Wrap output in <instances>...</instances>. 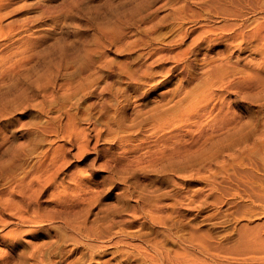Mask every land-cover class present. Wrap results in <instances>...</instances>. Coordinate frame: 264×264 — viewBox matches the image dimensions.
Listing matches in <instances>:
<instances>
[{
  "label": "rangeland",
  "instance_id": "obj_1",
  "mask_svg": "<svg viewBox=\"0 0 264 264\" xmlns=\"http://www.w3.org/2000/svg\"><path fill=\"white\" fill-rule=\"evenodd\" d=\"M0 25V264H264V0Z\"/></svg>",
  "mask_w": 264,
  "mask_h": 264
},
{
  "label": "bare ground",
  "instance_id": "obj_2",
  "mask_svg": "<svg viewBox=\"0 0 264 264\" xmlns=\"http://www.w3.org/2000/svg\"><path fill=\"white\" fill-rule=\"evenodd\" d=\"M4 2H5V1H4ZM3 17H4V16H3ZM0 33H1V35H2L3 37H6L7 32H6L4 26H1V25H0Z\"/></svg>",
  "mask_w": 264,
  "mask_h": 264
}]
</instances>
